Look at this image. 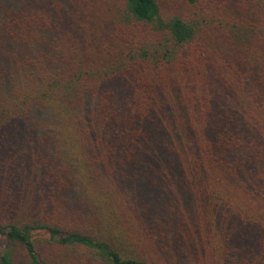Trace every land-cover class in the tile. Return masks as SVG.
Masks as SVG:
<instances>
[{"label":"trees","instance_id":"16d2710c","mask_svg":"<svg viewBox=\"0 0 264 264\" xmlns=\"http://www.w3.org/2000/svg\"><path fill=\"white\" fill-rule=\"evenodd\" d=\"M264 264V0H0V264Z\"/></svg>","mask_w":264,"mask_h":264},{"label":"rangeland","instance_id":"374dc122","mask_svg":"<svg viewBox=\"0 0 264 264\" xmlns=\"http://www.w3.org/2000/svg\"><path fill=\"white\" fill-rule=\"evenodd\" d=\"M17 264H23V261H19V260H18V261H17Z\"/></svg>","mask_w":264,"mask_h":264}]
</instances>
